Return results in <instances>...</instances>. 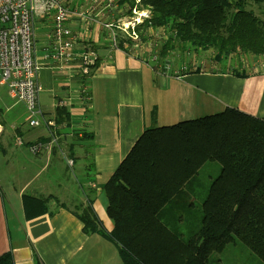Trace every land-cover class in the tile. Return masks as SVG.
Listing matches in <instances>:
<instances>
[{"label":"crops","instance_id":"0c3cea01","mask_svg":"<svg viewBox=\"0 0 264 264\" xmlns=\"http://www.w3.org/2000/svg\"><path fill=\"white\" fill-rule=\"evenodd\" d=\"M51 23L49 18L36 21L37 57L42 65L38 78L42 126L37 133L12 127L18 139L24 138L17 146L40 142L43 148L37 155H46V159H20L15 163L20 169L14 166L12 177L17 182H0V256L11 252L13 264H125L118 245L99 231L86 230L79 215L91 204L98 228L113 231L105 187L147 128L214 115L228 107L264 119V69L252 73L202 69L179 76L174 73L177 70L154 72L147 58L113 49L101 23L81 25L78 21L72 27L83 34V44L73 49L74 61L61 65L47 57ZM86 43L98 56L95 68H86L79 59ZM84 86L89 99L82 92ZM58 106L70 114L69 123L56 122ZM11 108L0 105L5 121ZM47 121L56 126H48ZM7 136L2 122L3 157L13 151ZM8 164L12 163L8 160ZM51 164L54 173L44 175ZM210 170L217 173L215 166L208 164L197 179H213L202 178ZM198 182L192 186L203 190ZM24 194L47 199L46 212L28 218ZM182 205L186 203L179 204L175 213L170 210L165 221L175 231L193 232L195 224L189 228L178 219L179 213L187 212Z\"/></svg>","mask_w":264,"mask_h":264},{"label":"trees","instance_id":"16d2710c","mask_svg":"<svg viewBox=\"0 0 264 264\" xmlns=\"http://www.w3.org/2000/svg\"><path fill=\"white\" fill-rule=\"evenodd\" d=\"M118 1L127 5V12L135 3ZM253 2L264 0H143L152 18L142 27L167 33L158 50L162 58L176 49L210 48L217 51L218 60L238 52L264 57V12L259 17L250 9ZM131 46L120 43L128 53L135 51ZM97 65L98 61L89 69ZM195 71L199 70L186 66L182 74ZM84 95L89 99V94ZM55 120L69 123L70 114L58 106ZM208 164L217 173L208 182L202 181L206 188L200 222L190 233L173 230L165 221L166 214L175 213L181 203L188 210L194 205L192 195L202 196L192 185ZM105 188L113 231L98 228L91 204L79 217L86 230L99 231L118 245L125 264H220L212 255L238 241L264 263L262 118L228 107L214 115L147 128ZM47 202L23 195L28 218L45 213ZM13 262L11 252L0 256V264Z\"/></svg>","mask_w":264,"mask_h":264},{"label":"built area","instance_id":"2783aa9c","mask_svg":"<svg viewBox=\"0 0 264 264\" xmlns=\"http://www.w3.org/2000/svg\"><path fill=\"white\" fill-rule=\"evenodd\" d=\"M134 2L130 12L124 13L125 7L118 0H0V84L7 87L12 99L25 105L31 127L40 125L44 116L39 105L42 87L38 81L42 65L36 48V21L39 18L52 20L51 31L47 35V57L61 65L74 61L73 49L83 44V34L74 30L72 24L77 21L81 25L99 22L108 31L113 49L120 48V43L131 46V42L134 52L140 55L138 51L149 48L151 54L147 60L152 70L167 73L172 61L160 57L158 50L168 35L164 29L159 32L150 28L154 31L150 33L142 27L140 32V25L152 18V10L144 6L143 0ZM140 5L143 8H139ZM85 49L79 59L88 68L98 61V56L91 44L86 43ZM174 73L179 76L182 72L177 70ZM87 91L84 86L82 92L88 94ZM46 123L56 126L53 121ZM18 144H23V141L18 139ZM42 148L40 142L29 145L33 154L39 153Z\"/></svg>","mask_w":264,"mask_h":264},{"label":"rangeland","instance_id":"374dc122","mask_svg":"<svg viewBox=\"0 0 264 264\" xmlns=\"http://www.w3.org/2000/svg\"><path fill=\"white\" fill-rule=\"evenodd\" d=\"M248 7L254 10V12L259 17L263 16L262 13L264 12V3L259 4L253 2L250 3ZM139 8H143V5H140ZM127 11L128 9L125 8L124 13H126ZM142 25L143 24H141L139 28L140 32L142 30ZM155 30L161 32L163 29H155ZM148 32H150V29L148 30ZM168 32L170 33L169 30ZM138 52L140 53V55L145 56V58L148 59L150 58L151 51L149 48L141 49ZM216 55H217V51L213 48H210L208 50H198V51L190 49L187 52L177 49L172 50L170 53L167 54V56H165L172 61L171 67L167 70V73L173 72L175 70H179V72L181 73L185 68V66H191L192 69L195 70L198 69L199 71L203 69L204 71L207 72L209 71L213 72L214 70H218V71L230 70L233 72V71H237L236 69H240L241 71H245L247 73L256 72V70H261L264 67V57L261 56H254L249 53L238 52L237 54H232L227 57H222L221 60H218ZM183 61L185 62V64L183 63ZM181 65L183 66V68H181L182 67ZM159 72H162V70H160ZM3 103L6 106L12 107L8 115L5 116L6 121L4 120L3 115L0 113V123L4 122L6 125V130L8 134L6 139L9 142L13 143L12 145L13 151H11L10 149L8 155H6L5 157H3V155H0V182L2 184L8 183L10 181L17 182V178L15 180H12V177L15 174L14 166L17 168V171L20 169V166L15 164L17 162H20V159L26 162H29L30 160L35 161V159L38 158L46 159V155L42 157L41 155L40 156L37 155L38 153L37 154L31 153L27 144H24L22 146H17L16 145L18 141L16 140L18 139L16 136L17 132L14 128H12L16 126V128L19 127L25 131L31 130L34 133H37L42 126L41 124L42 121H40V125L31 127L27 121L28 112L25 105L22 102L12 99L8 94L7 87L5 85L0 84V105L2 106ZM20 138L21 137H19V139ZM10 152H12V155L9 156ZM61 158L62 157L60 155V159ZM8 160L12 164H8ZM52 166L53 164H51V166L47 165L46 170L44 171V175H46L49 171L51 173H54V171L51 170ZM41 167H44V162H42ZM212 176L215 175L213 174L212 170H210V172H207L206 177H202V178L206 180V178L210 179ZM197 180L199 181L198 185L205 188L202 180L199 179ZM199 192L200 195L204 194L202 189H200ZM192 200L194 205L190 206L187 212L183 214L181 213L178 214V216L180 214L182 215L181 220L183 219V221L189 226V228H191L195 223L200 222V219L202 218V206H203L204 198L200 199L197 196L192 195ZM171 219L172 220L174 219V215H171ZM215 259H219L220 261H218V263L220 262V264H264L263 261L257 255H255L247 246L240 243L239 241L227 245L220 254L217 253L213 254L212 260L216 261Z\"/></svg>","mask_w":264,"mask_h":264}]
</instances>
